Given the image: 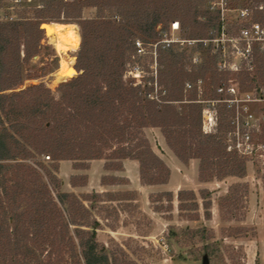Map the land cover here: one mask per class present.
<instances>
[{
  "label": "trees",
  "instance_id": "obj_1",
  "mask_svg": "<svg viewBox=\"0 0 264 264\" xmlns=\"http://www.w3.org/2000/svg\"><path fill=\"white\" fill-rule=\"evenodd\" d=\"M248 1L256 7L264 3ZM213 2L42 0L37 9L28 4L33 17L26 10L17 21L0 22V264H134L119 261L98 241L101 223L93 219L86 202L98 200L99 194L63 192L56 173L61 161H71L74 169H80L85 162L106 160V170L122 171L124 160H134L140 165L144 184H167L171 171L153 151L144 133L147 128H160L168 147L184 164L199 160L202 182L246 177V155L228 144V125H221L217 117L216 133L203 131L205 108L197 99L198 83L210 79V91L205 94L221 102L225 96L217 90L227 82L226 73L218 71L209 42L224 24ZM87 8L96 9L95 18L83 17ZM261 13L255 22L264 25ZM62 18L81 28L79 43L71 49L72 53L79 51L78 75L60 84L58 99L43 83L20 89L24 66L42 49L45 32L41 25L78 30L74 24L58 23ZM174 21H179L187 41H195L200 51L207 49L198 70L186 69L190 63L178 52L181 43L169 47L161 43L162 33ZM137 43L157 45L156 63L162 68L157 82L162 89L156 97L152 96L154 84L142 89V84L126 80L141 51ZM256 50L252 66L264 81V55ZM189 81L196 86L187 94ZM238 130L242 138L247 135ZM44 156L55 165L38 161ZM77 179L87 184L85 176H74L73 187L79 186ZM186 195L196 200L188 191L179 192V200ZM168 197L171 200L172 193ZM202 198L205 209H210L204 192ZM210 258L207 253L203 261L210 262Z\"/></svg>",
  "mask_w": 264,
  "mask_h": 264
},
{
  "label": "rangeland",
  "instance_id": "obj_2",
  "mask_svg": "<svg viewBox=\"0 0 264 264\" xmlns=\"http://www.w3.org/2000/svg\"><path fill=\"white\" fill-rule=\"evenodd\" d=\"M41 1L33 0L32 7L40 8L38 5H42ZM10 2L11 0L3 1L6 4ZM32 7L26 6L19 10L21 12L27 10L28 15L33 17V10L30 11ZM224 8L226 9L223 13L224 30L233 40L228 47L230 53L226 55L234 65V70L224 75L227 82H224L223 88L233 86L236 93L229 97L225 96V100L221 102L209 100L210 94L207 96L205 94L210 91L207 87L210 81L208 79L207 83H198L200 92L197 99L205 108L204 133L205 131L209 134L216 133L218 117L221 125H228L230 129L226 134L228 144L231 147L240 144V149L247 152L246 177L200 181V161L193 159L187 165L180 161L168 147L160 128H147L144 133L155 154L171 171L167 184L152 186L144 184L140 176L139 163L138 168L129 167L127 170L123 168L122 171H118L106 170L107 162L103 160V168L97 165L93 169L91 185L84 189L89 182L90 174L87 172L91 170L92 161L85 162V166L76 169L79 173L71 176L70 167L73 165L74 168V163L65 164L68 166L67 171L66 166L61 171L60 163L64 161L59 163L56 175L61 181L63 192L78 196L99 194L98 200L86 202V205L89 206L93 219L101 223L98 241L105 245L109 254H115L119 261L134 264H203V257L209 253L211 256L209 264H264V142L262 140L264 101H257L262 98L264 81L258 78L252 61L243 56L245 42L239 39L241 29L250 30V24L257 21L259 11L248 0H227ZM95 16L94 8L83 11L85 19H93ZM58 23L76 25L81 37V28L77 22L62 18ZM262 27L264 28L263 24ZM162 38L164 40L161 43H168V40L173 41L174 44L185 43L178 52L184 53L186 62L190 63L186 69L198 70L197 65L205 58L207 49L200 51L195 42L191 41L192 44L186 42L188 37L181 25L178 31H174L170 25L168 31L162 33ZM152 41L154 40L148 42ZM156 46H141L142 52L126 74L128 82L142 84V89L154 84L153 97H156L157 91L162 89L157 82L158 72L162 68L156 63ZM213 47H216L215 44ZM254 48L259 49L256 50L257 53L263 56L264 39H260ZM71 49L66 58L74 59L72 67L77 72L76 62L79 51L72 53ZM60 67L61 57L53 41L45 34L40 54L24 66V84L20 89L43 83L52 89L58 99L60 97L58 87L61 83L55 86V81ZM153 77L154 81L151 80ZM189 84L191 88L187 87V94H190L196 86L193 81H189ZM238 129L244 130L250 136L248 145L246 138L238 135ZM48 157H40L38 161L52 167L55 163ZM170 158L185 167H176ZM74 176H85L88 179L87 184L84 185L82 180L77 179L79 186L73 187L71 182ZM237 186H239L238 191ZM181 191L193 192L196 200L192 201L186 195L184 200L180 201L178 195ZM203 192L204 196L208 197L205 201H210L211 204L208 210L204 207ZM168 193L173 195L171 200ZM230 196L236 200H230ZM112 199L114 201H110ZM194 204H197V207H194Z\"/></svg>",
  "mask_w": 264,
  "mask_h": 264
},
{
  "label": "built area",
  "instance_id": "obj_3",
  "mask_svg": "<svg viewBox=\"0 0 264 264\" xmlns=\"http://www.w3.org/2000/svg\"><path fill=\"white\" fill-rule=\"evenodd\" d=\"M3 1L5 0H0V22L2 21H17L20 19V14L22 13L19 9L22 8H26V6H28L29 3H32L33 0H11L10 4H6L3 3ZM214 7H217L218 9H220L221 11V20L224 23L223 27L220 31L219 34H214L213 35V39L209 42H212L213 46L215 44L216 47H213V52L214 55L217 56V67H218V71L221 73H226V72H231L232 70H234V65L230 62V60L227 57V53L229 52V48L231 45L230 43H233V40H231L226 31L224 30V26H225V18L223 17V13L224 10H226L224 8V5H227V0H219L218 2H216V0H214L213 2ZM256 9L262 13H264V3L261 4L260 6H257ZM13 12V13H12ZM172 28L174 31H178L180 29V23L179 22H172L171 23ZM251 29H241L240 31V37L239 39L244 41L245 43L243 44V56L245 58H247V60H251L253 58V49L254 46L256 44L259 43L260 39H264V28L262 27V24L259 22H255L253 21L250 24ZM249 27V28H250ZM186 42H190L191 41H186ZM195 41H193L194 43ZM256 42V43H254ZM182 45L185 44L183 42H180ZM174 44L173 41L168 40V47ZM137 46L139 48H141V44L137 43ZM253 46V47H252ZM142 52V48L141 51H139V53ZM230 58V57H229ZM189 88H191V86H188ZM261 100H257V101H264V89H262L261 91ZM218 94H222L226 97L231 96L232 94H235L236 91L234 89L233 86H229L227 88H220L217 90ZM207 133V131H205ZM246 138V144L248 145L250 143V136L249 135H245ZM240 144L236 146V148L238 149V151L241 154L246 155L247 152H244L240 149ZM50 158V157H48Z\"/></svg>",
  "mask_w": 264,
  "mask_h": 264
},
{
  "label": "bare ground",
  "instance_id": "obj_4",
  "mask_svg": "<svg viewBox=\"0 0 264 264\" xmlns=\"http://www.w3.org/2000/svg\"><path fill=\"white\" fill-rule=\"evenodd\" d=\"M43 28L61 57V67L57 71L56 81L54 80L55 86H57L76 75V70L72 67L74 59H67L66 57L70 49L79 43V32L71 27H61L50 23H45Z\"/></svg>",
  "mask_w": 264,
  "mask_h": 264
},
{
  "label": "crops",
  "instance_id": "obj_5",
  "mask_svg": "<svg viewBox=\"0 0 264 264\" xmlns=\"http://www.w3.org/2000/svg\"><path fill=\"white\" fill-rule=\"evenodd\" d=\"M171 159V158H170ZM171 161L173 162V164L176 166V167H180V166H183V167H185L184 165H182V163H176L175 161H173L172 159H171ZM103 160H96V161H92V165H91V170H88V172H87V174H90V178H89V182H88V185L86 186V187H84V189H86V188H89V186L91 185V180H92V178H91V175H92V172H93V169L98 165V166H102V168H103V166L104 165H102L103 163ZM61 164V171H63L64 170V166H66V171H67V169H68V166L67 165H65V164H73L72 162H69V161H64V162H61L60 163ZM138 162L137 161H133V160H124L123 161V167H124V169L125 170H127L129 167H132V168H138ZM103 171V170H102ZM79 173V172H78ZM77 172H76V169H74L73 168V165H71V167H70V176L71 175H73V174H78ZM131 180V179H130ZM81 188H83V187H81Z\"/></svg>",
  "mask_w": 264,
  "mask_h": 264
},
{
  "label": "water",
  "instance_id": "obj_6",
  "mask_svg": "<svg viewBox=\"0 0 264 264\" xmlns=\"http://www.w3.org/2000/svg\"><path fill=\"white\" fill-rule=\"evenodd\" d=\"M44 25H45V23H43V24L41 25V28L44 30V32H45V34H46V30L43 28ZM76 74H78V72H76ZM64 82H67V81H64ZM64 82H63V83H64ZM203 264H209L208 260H204V261H203Z\"/></svg>",
  "mask_w": 264,
  "mask_h": 264
}]
</instances>
